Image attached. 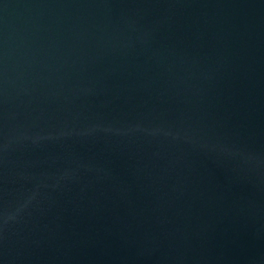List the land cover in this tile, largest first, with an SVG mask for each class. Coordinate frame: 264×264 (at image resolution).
I'll return each instance as SVG.
<instances>
[{
    "label": "water",
    "instance_id": "water-1",
    "mask_svg": "<svg viewBox=\"0 0 264 264\" xmlns=\"http://www.w3.org/2000/svg\"><path fill=\"white\" fill-rule=\"evenodd\" d=\"M0 264H264V0H0Z\"/></svg>",
    "mask_w": 264,
    "mask_h": 264
}]
</instances>
